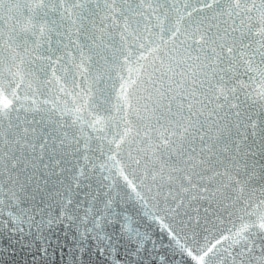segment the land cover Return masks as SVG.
Instances as JSON below:
<instances>
[{"label":"water","instance_id":"95a60500","mask_svg":"<svg viewBox=\"0 0 264 264\" xmlns=\"http://www.w3.org/2000/svg\"><path fill=\"white\" fill-rule=\"evenodd\" d=\"M0 241L264 264V0H0Z\"/></svg>","mask_w":264,"mask_h":264},{"label":"snow or ice","instance_id":"6c2138e0","mask_svg":"<svg viewBox=\"0 0 264 264\" xmlns=\"http://www.w3.org/2000/svg\"><path fill=\"white\" fill-rule=\"evenodd\" d=\"M2 243L3 242L0 241V244H2ZM33 246L34 245H31V244H22L21 245L22 248L33 247ZM4 251H6V249L3 248V247H0V253H3ZM47 251L48 250L46 248L41 247V248L38 249V253L39 254L32 255V256H30V258H25V260L22 261L21 264H39L40 260L42 258H45L46 257ZM40 254H43V255H40ZM54 255H55V252H54ZM60 255L63 256L64 254L61 253ZM96 255H97L98 259H100V260H105L106 259L105 258V255H104V250L103 249L99 250ZM79 258L81 260H88L89 259L87 253H82V255ZM51 264H58V262H57V260L54 259V260L51 261ZM62 264H66V260L63 261Z\"/></svg>","mask_w":264,"mask_h":264}]
</instances>
